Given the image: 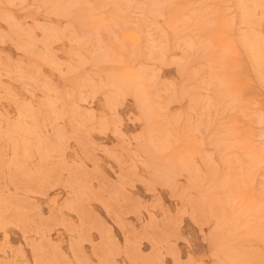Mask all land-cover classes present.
Here are the masks:
<instances>
[{
    "label": "rangeland",
    "instance_id": "rangeland-1",
    "mask_svg": "<svg viewBox=\"0 0 264 264\" xmlns=\"http://www.w3.org/2000/svg\"><path fill=\"white\" fill-rule=\"evenodd\" d=\"M263 60L264 0H0V264H264Z\"/></svg>",
    "mask_w": 264,
    "mask_h": 264
},
{
    "label": "bare ground",
    "instance_id": "bare-ground-1",
    "mask_svg": "<svg viewBox=\"0 0 264 264\" xmlns=\"http://www.w3.org/2000/svg\"><path fill=\"white\" fill-rule=\"evenodd\" d=\"M244 6H245V5H244ZM247 10H248V9H247ZM249 12H250V11H249ZM248 18H249V17H248ZM248 18H247V20H248ZM251 19H252V18H251ZM248 21H249V20H248ZM260 21H261V20H260ZM257 23H259V21H258ZM248 34H249V33H248ZM258 37H259V36H258ZM245 38H246V37H245ZM250 38H252V37H250ZM254 39H255V38H254ZM246 40H249V38L246 39ZM258 40H259V42H260V39H258ZM251 41H253V39H251ZM251 41L249 40V42H247V41H246V42H247V43H250ZM246 42H245V43H246ZM253 42H254V41H253ZM255 42H256V41H255ZM255 42H254V43H255ZM254 43H253V44H254ZM255 45H256V44H255ZM255 45H254V46H255ZM247 46H249V45H247ZM258 46H259V45H258ZM248 48H249V47H248ZM250 49H252L251 46H250ZM250 49H249V50H250ZM256 49H257V48H256ZM260 50H261V49H260ZM260 50H258V52H259ZM254 51H255V50H254ZM256 51H257V50H256ZM256 51H255V52H256ZM255 52H253V53H255ZM260 53H261V52H260ZM257 54H258V53H257ZM256 58H257V57H256ZM258 58H259V56H258ZM259 60H261V59H259ZM261 61H262V60H261ZM259 63H260V62H259ZM259 63H257V64H259ZM262 63H264V60H263ZM262 65H263V64H262ZM259 68H260V66H259ZM261 69H263V68H261ZM263 71H264V70H263Z\"/></svg>",
    "mask_w": 264,
    "mask_h": 264
}]
</instances>
